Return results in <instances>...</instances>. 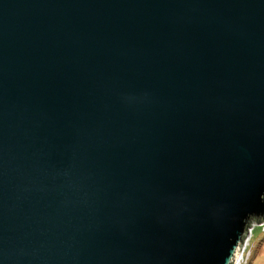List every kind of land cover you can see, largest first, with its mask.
<instances>
[{
    "label": "water",
    "instance_id": "1",
    "mask_svg": "<svg viewBox=\"0 0 264 264\" xmlns=\"http://www.w3.org/2000/svg\"><path fill=\"white\" fill-rule=\"evenodd\" d=\"M264 220V0H0V264H235Z\"/></svg>",
    "mask_w": 264,
    "mask_h": 264
},
{
    "label": "rangeland",
    "instance_id": "2",
    "mask_svg": "<svg viewBox=\"0 0 264 264\" xmlns=\"http://www.w3.org/2000/svg\"><path fill=\"white\" fill-rule=\"evenodd\" d=\"M240 252L241 264H264V220L247 227Z\"/></svg>",
    "mask_w": 264,
    "mask_h": 264
},
{
    "label": "bare ground",
    "instance_id": "3",
    "mask_svg": "<svg viewBox=\"0 0 264 264\" xmlns=\"http://www.w3.org/2000/svg\"><path fill=\"white\" fill-rule=\"evenodd\" d=\"M235 264H241V259L238 258L237 262Z\"/></svg>",
    "mask_w": 264,
    "mask_h": 264
}]
</instances>
